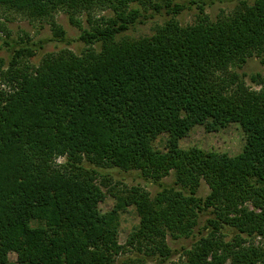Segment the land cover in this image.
<instances>
[{
    "label": "trees",
    "instance_id": "trees-1",
    "mask_svg": "<svg viewBox=\"0 0 264 264\" xmlns=\"http://www.w3.org/2000/svg\"><path fill=\"white\" fill-rule=\"evenodd\" d=\"M215 0H0V7L49 20L52 40L65 41L54 19L109 9L88 18L80 53L63 48L34 56L41 40H6L0 64V264H114L119 212L136 208L130 245L143 259L168 261L166 235L190 237L169 264H264V0L210 20ZM223 1V0H219ZM195 5L201 14L182 26L174 16ZM171 18L149 35H119L156 14ZM98 43L99 48L92 45ZM255 55L262 72L246 85L233 67ZM230 123L245 136L242 150L182 148L196 125ZM166 136L163 150L153 146ZM64 158L57 162V158ZM136 170L161 186L153 196L130 187L111 210L99 168ZM174 172L172 186L162 179ZM203 180L209 191L198 193Z\"/></svg>",
    "mask_w": 264,
    "mask_h": 264
},
{
    "label": "rangeland",
    "instance_id": "rangeland-1",
    "mask_svg": "<svg viewBox=\"0 0 264 264\" xmlns=\"http://www.w3.org/2000/svg\"><path fill=\"white\" fill-rule=\"evenodd\" d=\"M179 1V0H178ZM245 1L251 4L253 0H215L213 3L204 7V13L210 20H215L221 14H229L235 10L237 6ZM111 15L109 9H96L90 14L85 12L76 13V19L80 26L73 25L68 14L62 9L57 10L54 14L56 22L65 30V41L52 40V31L49 20L30 18L15 11L6 10L0 7V64L3 66L9 61L11 52L6 47L5 41L14 42L22 38L23 40L38 41L41 40V48L36 47L34 56L24 57L31 64H38L42 57L48 52H57L60 49L68 48L75 53H80L90 43L83 42L79 39L82 30L89 29L88 18H100V16ZM201 16L198 9L193 4L190 8H185L177 13L174 18L182 25H189L196 21ZM171 18V14H156L149 18L146 22L135 25L117 37L139 38L153 34L156 29ZM5 39V41H4ZM94 48H99L98 43L92 45ZM5 62V64H4ZM247 86L258 89L259 86L251 81L250 77L262 72V65L259 58L255 55L249 56L246 62L241 67H233ZM166 136L158 135L153 141V146L163 150L165 146ZM245 136L242 129L237 123H230L224 127H220L214 131H207L204 126L196 125L190 132L179 141V146L188 148L196 146L203 150H213L217 152H225L230 156L238 154L244 145ZM64 158H57V162H63ZM99 176L97 183H101V189L105 193L102 202L99 203V210L107 212L118 202V196H123L126 191L132 186H140L147 190L151 196L161 190V186L145 181L139 176L136 170L124 171L117 167L99 168ZM162 186H172L174 182V172L165 176L162 180ZM209 191L207 184L201 180L198 193L205 196ZM207 215H200L198 224L193 229V234L190 237L174 238L170 234L166 235V241L172 251H176L173 256L164 263H159L155 258H142V252L136 249V246L130 245L133 233L137 228L139 216L136 208L132 205L126 206L119 212L117 224V245L118 250L115 256L114 264H169L170 261L177 260L179 251L182 247L190 246L194 237L205 224ZM179 252V253H178ZM7 264H19L17 256L14 252H9Z\"/></svg>",
    "mask_w": 264,
    "mask_h": 264
}]
</instances>
